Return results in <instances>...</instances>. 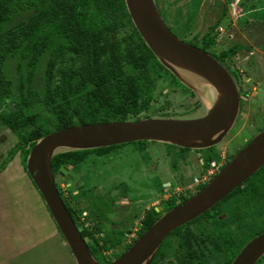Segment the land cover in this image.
<instances>
[{
  "label": "rangeland",
  "instance_id": "rangeland-1",
  "mask_svg": "<svg viewBox=\"0 0 264 264\" xmlns=\"http://www.w3.org/2000/svg\"><path fill=\"white\" fill-rule=\"evenodd\" d=\"M157 2L169 28L183 40L200 47L201 42L199 40L201 36L219 19V27L224 30L216 34L213 31L216 41L209 50L219 54L235 44L244 46L238 48L235 54L226 57L225 60L228 64L226 66L232 74L235 70H241L239 86L246 92L243 100V108L246 112L236 121L223 140L210 148L197 151L186 149L177 153L175 152L177 147L174 145L158 141H145L142 147L143 152L139 151L137 153L134 150L139 148L137 143H129L116 146L105 153L90 152L80 162L67 164L77 174L75 185L81 186L82 192L75 196H72L70 191L65 192V197L76 208V214L84 226L82 228L90 230L94 235L95 246L97 250H101L100 257L103 260L115 259V254L124 251L137 239L139 234V230L135 229V225H131L137 220L135 216L132 220H129L130 224H123L119 229H113L110 225L111 213L114 210L116 212L122 210L121 205L124 201L129 200L134 205L138 204L135 203L136 189L134 187L130 186L129 191L131 190L133 193L129 192L126 198L124 193L120 192V185H117L118 180L127 178V174L123 172V164L127 162L126 160H131V163L138 161L137 163L142 169L139 175L146 181L150 180L151 175L157 173L161 180H169L170 185L166 188L177 186L172 173L175 172L176 175L182 176L180 169H186L187 172L183 174L184 184L179 187V190L173 189L169 192L160 193L158 190H154L152 186L149 187V192L152 193L147 195L149 198L145 199V202H147L145 206H151V203L148 202H155V205L163 210L165 208L164 203L158 204V202L162 198V202H164L166 198L164 196L169 198V195L173 196L174 192H186L188 195L200 189V187L193 185V178L199 175L196 165L205 162L208 157L217 159L220 153H224L227 158H230L233 152L245 144L247 138H251L264 126V92L258 85L255 86L254 90L253 84L248 82L250 78L254 77L252 74L254 67H263L264 70V0H157ZM223 7L226 8V13L219 18ZM120 14V12H116V16L120 21L116 29V36L121 39V45L123 46L125 40H136L137 35L132 25L127 23L126 19ZM252 51L258 54V58L255 57ZM8 66H10L9 72L12 73L14 61L10 59ZM124 69L128 73L134 71L131 65H125ZM153 72L156 75L155 86L150 95L149 105L145 110L131 116V120L137 117L162 115L183 117L182 115L187 114L186 117H189L203 112V108L197 106V99L186 92L182 86L177 85L169 73L161 70V73L158 74L155 67ZM261 80L258 79V81ZM11 98L2 101L0 113L7 112L8 105L11 107L10 103L13 104ZM260 105L263 108H258ZM29 108V115L34 116L36 120L47 123L46 112L40 104L32 105ZM20 139L21 136L4 125L0 118V162ZM145 149L147 151H144ZM199 154L203 155V160L200 159ZM151 159L157 165L158 171L156 170V172L150 166ZM182 164L185 167H182ZM22 165L24 166L23 161ZM22 165L19 154H17L5 170L0 173V209H2L0 210V261L2 260L0 264H76L70 253L61 258L59 243L54 241L55 236H59L57 233L59 231L54 229L49 219L45 220L46 217H43L42 213L46 212L44 213L46 216L49 213L45 209L42 197L37 194V189ZM262 170L253 174L249 181L254 180L259 174L261 175ZM185 186H189L190 190L186 189ZM231 199L232 196L224 202H231ZM175 200L179 201L177 197ZM262 200L263 198L260 199V201ZM228 205L230 204L226 206ZM250 217L253 219L247 221L249 224L241 225L240 237H243L248 231H254L261 222L262 226L260 227H264V221L259 220V214ZM124 220L118 219L116 222L122 223ZM33 221H36L35 225L37 224V227L33 228H38L41 234L49 236L50 241L41 242L40 245L29 249L24 255L16 256L3 263L6 258L4 256L8 252V247H3L6 244L4 240L14 234L15 239H20V236L16 233L24 229L25 223L30 225L29 223ZM47 221L50 222V225L47 224ZM195 225H197L196 222L191 226L195 227ZM7 233L9 236L4 237ZM171 237L172 235L163 242L169 241ZM15 239H12V241ZM168 258L170 256H167L163 263L167 262Z\"/></svg>",
  "mask_w": 264,
  "mask_h": 264
},
{
  "label": "trees",
  "instance_id": "trees-1",
  "mask_svg": "<svg viewBox=\"0 0 264 264\" xmlns=\"http://www.w3.org/2000/svg\"><path fill=\"white\" fill-rule=\"evenodd\" d=\"M116 12L132 25L137 35L136 40H125L123 46L116 36L120 24ZM225 13L223 7L219 18ZM219 23L217 19L201 36L200 48L209 50L215 43ZM241 47L244 46L235 44L220 54L226 58ZM10 59L14 61L12 73L8 66ZM125 65H131L134 71L126 72ZM154 67L158 74L161 70L169 73L176 83L182 85L145 44L133 25L124 0H0V106L4 99L12 97L16 108L8 105V111L1 112L0 118L4 125L21 136L0 162V173L17 152H20L25 168L26 157L35 141L52 131L75 124L130 119L145 110L155 86ZM35 104L45 110L47 123L29 115V107ZM197 105H200L198 101ZM120 145L123 144L56 154L52 158L54 176L63 165L76 164L90 152L105 153ZM213 159L208 157L202 170ZM263 168L264 165L255 173ZM238 188L220 202L232 196ZM58 190L71 216L78 217L76 208L67 204ZM189 196H182L178 202L173 197L166 210ZM207 211L177 227L165 239L195 222L202 235L210 233L211 230H207L201 221ZM159 214L150 216L139 230L138 237ZM79 229L98 261L112 260L100 257L101 250H97L90 230ZM189 231L187 228L183 233L185 239L191 238L192 232ZM163 241L151 264H157L159 250L166 243ZM124 251L116 253L114 258ZM190 258L193 261L192 253Z\"/></svg>",
  "mask_w": 264,
  "mask_h": 264
},
{
  "label": "water",
  "instance_id": "water-1",
  "mask_svg": "<svg viewBox=\"0 0 264 264\" xmlns=\"http://www.w3.org/2000/svg\"><path fill=\"white\" fill-rule=\"evenodd\" d=\"M124 2L145 44L194 93L203 113L75 124L35 141L26 157L25 169L76 264H151L169 233L211 209L264 165L262 128L202 188L162 213L119 257L106 263L97 260L81 234L79 219L71 216L55 184L53 156L142 140L206 149L219 144L230 132L240 110L239 88L230 71L208 51L178 37L165 22L156 0ZM58 174L70 187L75 172L63 165ZM263 254L264 230L245 242L231 264H254Z\"/></svg>",
  "mask_w": 264,
  "mask_h": 264
},
{
  "label": "flooded vegetation",
  "instance_id": "flooded-vegetation-1",
  "mask_svg": "<svg viewBox=\"0 0 264 264\" xmlns=\"http://www.w3.org/2000/svg\"><path fill=\"white\" fill-rule=\"evenodd\" d=\"M206 51L209 52L210 50H206ZM209 53L213 57L215 58L217 57L216 59L220 61L230 71V69L226 66L228 65L225 60L226 58H223L220 53L215 54L212 51H210ZM252 53L255 55V57L257 56L258 58L257 53H254L253 51ZM254 64L256 63L254 62ZM254 68L255 69L253 70V73H252L254 77L250 78L248 82L249 84H253L252 87L254 90H255V86L258 85V87L261 88V90L264 92V70L262 69L263 67H260V68L254 67ZM240 72L241 70H235L234 74L230 72L232 76L234 77L235 81L237 82V85L239 88L240 110H239L237 120L242 117L243 113L246 112V110L243 108L244 107L243 100H244V97L246 96V92L242 90L241 87L239 86V83H240L239 80L241 76ZM258 79H262V80L258 81ZM177 85H180V84L177 83ZM180 86H182V88L186 92L190 93L193 97L197 99L194 93L192 94L190 92L191 90H189L183 84ZM197 106L202 107L201 104ZM259 107L263 108V106L261 105L258 106V108ZM182 116L186 117L187 114L182 115ZM192 116H195V114L190 115L189 117H192ZM262 128H264V126L261 127L260 130ZM249 139L250 138H247L244 143H246ZM142 141H147V140H142ZM129 143H137L139 148L138 149L135 148L134 150L137 153L139 151L143 152L142 147H143L144 142L141 143L138 141H134V142L123 143V145L129 144ZM176 147L177 148L175 152L177 153L183 152L186 149L196 150V151L202 150V149L183 148L179 146H176ZM144 151H147V150L145 149ZM235 152H233L232 155ZM202 156L201 154H199L200 159L202 158L203 160ZM228 159L229 158H227L225 155V162L223 166L228 161ZM126 161L127 162L123 164V172L127 174V178L118 180L117 185H120V192H123L126 198L128 197L127 195L129 194V192L133 193V191L131 190L129 191L130 186L134 187L136 189L135 203H138V204L134 205L133 202L129 200L124 201L123 204L121 205L122 210H120L119 212H116V210H114L111 213L110 225H111V228L113 229H119L121 228V225L123 224H130L129 220H132V218L135 216L137 220L131 225L134 224L135 229L140 230L145 225V223L150 219L151 215H154L155 213L156 214L160 213L159 214L160 216L162 213L167 211L166 210V207L168 206L167 204L168 202L172 200L173 197H177V200H180L179 197L181 198V196L187 195L186 192L185 193L174 192V195L173 196L169 195V198L167 196H164L166 197L164 202H162L163 198L161 201L158 202V204L164 203L165 208L162 210V208H159L155 205V202H148V203H151V206L150 205L145 206V203H147L145 202L146 201L145 199L149 198L147 195L152 193V192H149V187L152 186L154 190H158L160 193H163L164 191L169 192V191H172L173 189L179 190L180 189L179 187L184 184L183 174H185L187 171L186 169L181 168L180 170H181L182 176L176 175L175 172L172 173L173 178L176 180L177 186L175 188H172L171 186L169 188H166V186L170 185L169 180H166V179L161 180L159 174L157 173V174L151 175L150 180L146 181L144 178H142L141 175H139L140 172H142L141 171L142 169L140 168L139 163H137L138 161L137 162L134 161L133 163H131V160L130 161L126 160ZM200 163L196 165L199 172L202 169V165L204 162H202L201 164ZM150 164H151L150 166L152 167V169L155 170V172L156 170L158 171L157 165L154 164V160L151 159ZM181 166L185 167L184 164H182ZM262 172H264V168ZM77 177L78 176L75 173L74 178L72 179V184L69 187L68 182L64 177H62L58 173L55 175V182L57 184V187L62 192L65 198V202L67 204H71V202L69 201V199L65 197V192L70 191L72 193V196L78 195L82 192L81 186L75 185V180L77 179ZM247 180L243 182L241 185H239L238 190L233 193L232 199L230 200L231 202H224L225 200H228L229 198L221 202L219 201L220 203L218 205L220 206L217 205L218 207L215 206L209 209V211H207V213L204 214L201 221H204L203 223H205L206 225L205 227L207 230H211L210 233H205V235H202L200 230L198 229V225H195V227H192L190 224L187 228L190 230L189 232H192V235L190 239H185L183 237L184 235L183 233H185V230L187 228L185 229L183 228V230H181L180 232H177L174 235H172L169 241H166L163 247L159 250L160 253L157 255V264H231V261L233 260L235 255L238 253V251L241 249V247L245 244V242H247L251 237L259 233L260 231L264 230V227L263 228L260 227L262 226V222H261L260 225L254 229V231L252 232L248 231L243 237L239 236L241 225L249 224V222L247 221L253 219L250 216L259 214L260 215L259 220L264 221V173H262L261 175L259 174L252 181H247ZM205 184H201V185H205ZM199 186L200 185H196V187H199ZM261 198H263L262 201H260ZM227 204H230V205L226 206ZM225 206H226V209H225ZM100 217L101 219H103L102 216ZM75 218H78V217L74 216V219ZM78 219L80 223L79 228L84 227L81 219L80 218ZM118 219H125V220L122 223H117L116 221H118ZM182 242H185V243H182ZM185 253L187 256L185 255ZM190 253L194 255L193 261H191ZM167 256H170V258H168L169 260L163 263V260H165ZM254 264H264V254L260 256V258Z\"/></svg>",
  "mask_w": 264,
  "mask_h": 264
},
{
  "label": "crops",
  "instance_id": "crops-1",
  "mask_svg": "<svg viewBox=\"0 0 264 264\" xmlns=\"http://www.w3.org/2000/svg\"><path fill=\"white\" fill-rule=\"evenodd\" d=\"M17 154H19V157H20V162H21V165H22V161H21V154H20V152H18V153H16L15 154V156L17 155ZM15 156L13 157V159L15 158ZM12 159V160H13ZM11 160V161H12ZM10 161V162H11ZM9 162V163H10ZM9 163H8V165H9ZM23 166V165H22ZM23 168H24V166H23ZM5 170V169H4ZM24 170H25V168H24ZM33 184V183H32ZM34 185V184H33ZM35 187V186H34ZM36 188V187H35ZM37 192V194L38 195H40V193L38 192V190L36 191ZM41 196V195H40ZM43 200V199H42ZM43 203H44V201H43ZM45 205V204H44ZM45 209H46V211L49 213V215L48 216H46V214H44V213H46V212H44V213H42V215H43V217H46L45 218V220L46 219H49V221L51 222V224L53 225V227H54V229L56 230L57 229V226H56V224H55V222L53 221V219H52V217H51V214H50V212L47 210V208H46V206H45ZM0 210H2V209H0ZM36 211V210H35ZM21 212V211H20ZM49 221H47V224H49L50 222ZM35 223H36V221H33V222H30L29 224L30 225H27L26 223H25V225L23 226L24 227V229L22 230V231H20V232H18V233H16L18 236H20V239L19 238H17V239H19V240H17V239H15L14 237H15V234L14 235H12V236H10L7 240H4L5 241V245L3 246V247H5V246H7L8 247V252L6 253V255L4 256V257H6L5 259H4V261H3V263L4 262H8L9 260H11V258H14V257H16V256H22V255H24V253H26L29 249H31V248H34L35 246H37V245H40L41 244V242H49L50 241V239H48L49 238V236L47 237L46 235H44L43 233L41 234V231L38 229V228H36V229H34L33 227H35L36 225H35ZM50 225V224H49ZM37 227V226H36ZM50 228V227H49ZM52 228V227H51ZM59 231V230H58ZM54 233V232H53ZM58 234H59V236L57 235V236H55V242H58L59 243V247L61 248L60 249V255H61V258L62 257H66V255H68V253H70L71 254V251H70V249H69V247L67 246V244H66V242H65V239L60 235V233L59 232H57ZM7 236H9V234L7 233L4 237H7ZM12 239H15L14 241H12ZM24 239V240H23ZM52 239H53V237H52ZM20 241V242H19ZM53 241V240H52ZM66 244V245H65ZM66 246V247H65ZM58 250V249H57ZM72 255V254H71ZM58 258V257H57ZM2 262V260L0 261V263Z\"/></svg>",
  "mask_w": 264,
  "mask_h": 264
},
{
  "label": "built area",
  "instance_id": "built-area-1",
  "mask_svg": "<svg viewBox=\"0 0 264 264\" xmlns=\"http://www.w3.org/2000/svg\"><path fill=\"white\" fill-rule=\"evenodd\" d=\"M222 27H218V32H223ZM225 162V154L220 153L217 159H213L210 164L204 169L200 170L199 175L193 178V185L205 184L214 174H216L223 166ZM187 189H190L189 186H186Z\"/></svg>",
  "mask_w": 264,
  "mask_h": 264
}]
</instances>
